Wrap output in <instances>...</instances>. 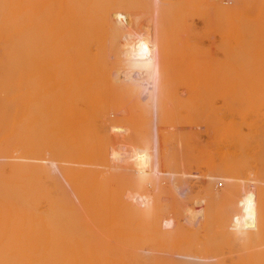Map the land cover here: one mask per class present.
Returning a JSON list of instances; mask_svg holds the SVG:
<instances>
[{"label":"bare ground","instance_id":"bare-ground-1","mask_svg":"<svg viewBox=\"0 0 264 264\" xmlns=\"http://www.w3.org/2000/svg\"><path fill=\"white\" fill-rule=\"evenodd\" d=\"M0 264H264V0H0Z\"/></svg>","mask_w":264,"mask_h":264},{"label":"rangeland","instance_id":"rangeland-1","mask_svg":"<svg viewBox=\"0 0 264 264\" xmlns=\"http://www.w3.org/2000/svg\"><path fill=\"white\" fill-rule=\"evenodd\" d=\"M182 155V154H181ZM182 158H181V156L179 157V162H180V160H181ZM199 162V161H198ZM195 163L194 161H190V163H189V165H185L186 166V168H189V169H191V170H195L196 169V167H198V166H201V168H204V165L202 166V163H201V165H199V163ZM196 164V165H195ZM202 170V169H201ZM204 170V169H203ZM202 170V171H203Z\"/></svg>","mask_w":264,"mask_h":264}]
</instances>
